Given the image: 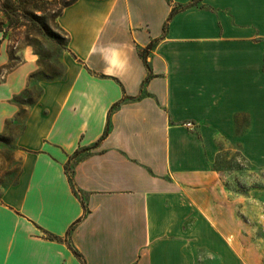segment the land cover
Listing matches in <instances>:
<instances>
[{
  "label": "crops",
  "instance_id": "1",
  "mask_svg": "<svg viewBox=\"0 0 264 264\" xmlns=\"http://www.w3.org/2000/svg\"><path fill=\"white\" fill-rule=\"evenodd\" d=\"M170 2L75 0L57 17L64 72L35 82L13 140L19 171L0 186V264H208L215 254L224 264L230 235L191 181L208 179L211 133L261 115L264 0ZM150 41L146 65L139 51ZM5 47L0 31V66ZM20 54L0 79V133L38 67L32 50Z\"/></svg>",
  "mask_w": 264,
  "mask_h": 264
},
{
  "label": "rangeland",
  "instance_id": "2",
  "mask_svg": "<svg viewBox=\"0 0 264 264\" xmlns=\"http://www.w3.org/2000/svg\"><path fill=\"white\" fill-rule=\"evenodd\" d=\"M46 8L49 10L42 14L46 22L43 29L30 15L6 25L0 12V20H4L2 25L6 28L7 63L9 52L18 59L17 66L23 61L21 51L28 49L36 55L38 65L29 78L26 92L19 95L22 101L19 115L9 120L7 131L0 133V186L13 182L18 174L19 161L14 156L13 140L23 124L25 108L40 93L35 82L59 78L64 72L61 58L67 54V34L59 27L57 18H52L55 4ZM7 63L0 66V79L9 71L4 68ZM209 136L213 159L205 173L208 179L199 177L191 182L202 188L198 192V203L204 201L208 214L218 222L219 230L230 235L229 241H223L227 247L224 264H264V94L260 116L250 117L245 113L235 118L233 132H213ZM221 259V255L215 254L208 264H222Z\"/></svg>",
  "mask_w": 264,
  "mask_h": 264
},
{
  "label": "trees",
  "instance_id": "3",
  "mask_svg": "<svg viewBox=\"0 0 264 264\" xmlns=\"http://www.w3.org/2000/svg\"><path fill=\"white\" fill-rule=\"evenodd\" d=\"M74 1L75 0H0V12L3 15V19L7 21L6 25H12L14 23H17L20 19H26L27 16L30 15L31 17H33V20L36 21L35 24H37L40 28L43 29L46 27V22H45V17L42 14H45L46 11L49 10V8H46V5H49L51 3L55 4V9H52L53 10L52 18L56 19L62 12L63 8L71 4ZM167 1L171 3L170 0H167ZM38 3H41L42 5H39ZM180 7H183V6L181 5ZM176 10H177V6L173 5L170 11V14H169V18L176 12ZM36 11H38L40 14L35 15L34 12ZM3 19L0 20V31L3 33V37H4L6 34V28L2 25V23L4 22ZM165 27H166V24L163 26V29H165ZM153 45H154V41H150L144 49L139 51L141 57L145 61V64H146V55L148 51L153 47ZM17 62H18V59L14 56L13 53L9 52V62L4 66V68L7 70H10L15 66ZM24 92H26V90ZM16 101L18 103H22V101L20 100V96L16 97ZM118 104L119 103L112 105L111 109L117 106ZM108 129L109 127H108V122H107L102 135L96 142L93 143L92 146H95L101 139L105 137V135L108 132ZM86 149H89V147H85L82 150H86ZM76 152H78V150ZM65 172L67 173L69 177V181L72 184L71 169L68 168V163L65 165ZM73 193L77 194V191L74 188H73ZM81 203L83 205V208L85 209L84 202L82 200H81ZM72 226L73 225H71V227L67 231V234L64 238L65 241L67 240V236ZM45 237L51 240H61V238L54 236L52 234H49V233H45ZM67 244L69 248L71 249V251L77 257L81 258L80 253L77 250H75L69 243Z\"/></svg>",
  "mask_w": 264,
  "mask_h": 264
},
{
  "label": "built area",
  "instance_id": "4",
  "mask_svg": "<svg viewBox=\"0 0 264 264\" xmlns=\"http://www.w3.org/2000/svg\"><path fill=\"white\" fill-rule=\"evenodd\" d=\"M192 124L191 123H187V126H191Z\"/></svg>",
  "mask_w": 264,
  "mask_h": 264
}]
</instances>
